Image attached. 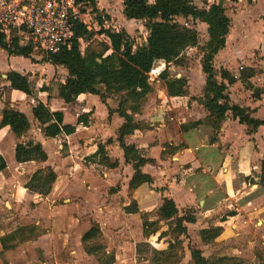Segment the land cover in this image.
Instances as JSON below:
<instances>
[{"label": "crops", "instance_id": "1", "mask_svg": "<svg viewBox=\"0 0 264 264\" xmlns=\"http://www.w3.org/2000/svg\"><path fill=\"white\" fill-rule=\"evenodd\" d=\"M102 1L104 0H99V7ZM223 2L226 14L231 19V29L226 47L215 57V68L227 69L233 75L236 73L235 76L240 69H258L259 73L252 79V83L255 87L264 89V0ZM198 4L203 5L202 2ZM192 20V25L204 32L203 38L207 42L208 25ZM146 33L145 41L149 36L147 30ZM2 52L8 57V65L5 68L0 66V134L6 136L0 137V154L6 160L7 168L0 172V177L5 179L3 182L0 178V187L10 184L14 188L12 195L15 204L12 203V209L15 213H20L19 209L23 207L27 210L31 208L28 215H22L21 220L25 224L19 226L34 224L43 229L34 244L42 245L45 251L49 244L54 249L51 254L54 253L57 257L60 246L66 253L69 246L72 247L75 243L83 256H88L83 249L82 237L92 227H98L105 246L107 245L106 252H116L112 255L115 264L119 259L120 262L127 260L138 264L139 241L133 238L138 229L144 228L145 222L155 220L164 199H172L180 214L183 210L192 209L191 214L196 217L197 222L190 224V228L196 231L203 220L219 214L228 204H238L233 202L238 197V193H235L238 190L236 183L232 181L235 177L240 179L239 189L244 203L238 204L236 212L239 214L231 219L235 221L239 217L245 228L244 254L247 256L248 250L257 245L258 239L264 245V192L252 196L253 192L249 190V187L263 189L259 183L264 165V126L248 135L247 127L229 116L216 143H212L215 132L207 125H200L197 129L183 133L181 125L204 119L208 113L199 100L192 99L198 96L192 91L189 96L172 98L168 96L164 85L158 90L160 95L157 100L150 97L143 109L134 113L140 128L126 138V143L132 145L139 156L154 161L144 169L146 172L150 168L152 184L142 185L131 192L129 184L135 168L133 164L126 162L124 151L118 142L119 129L125 120L117 112L110 117L108 109L116 111L120 108L123 100L121 95L109 96L104 104L99 96L82 94L75 102L68 104L62 98V94L68 92L66 69L59 67L64 76L61 80L47 77L46 79L55 82L47 83L42 77L48 64L34 63L32 59L25 58L33 71L17 70L15 62L24 57L10 56L5 50ZM25 59L23 60L26 62ZM11 71L29 76L35 88V96L30 97L10 89L6 79L7 73ZM203 76L201 90L206 85L204 73ZM43 87L46 89L41 91ZM98 87L103 90L102 85ZM239 91L248 94L249 102L246 107L254 111L253 117L262 119L264 95L260 100L252 99L250 90H246L241 81L229 86L231 100L243 107L245 105L237 95ZM33 98L48 105L54 112H62L66 124L77 126L76 133L56 139L46 138L33 116L32 110L36 105ZM180 99L182 102L175 105ZM6 108L28 117L31 129L23 138L18 139L10 127L2 124V112ZM83 116L88 117L87 126L78 122ZM109 140L112 141L109 143ZM26 141L41 143L48 160L43 163L17 162L16 146ZM62 141L66 145L59 144ZM180 146L183 147L176 149ZM101 148L105 149L106 161L96 154ZM47 167L55 171L57 182L51 194L43 197L28 190L26 184L38 170ZM246 178L253 180L254 185L249 184L248 187ZM60 200L64 204L61 205ZM38 205L48 206L43 207L41 215H45L44 218L40 215ZM129 207L136 212H129ZM172 219L174 220L171 218L168 222ZM157 222L165 220L159 222L158 219ZM231 222L221 220L215 225L224 228L222 236L216 242L225 241L231 236L226 227V223ZM208 227L202 226L199 230ZM247 257L255 261L252 254L249 253ZM262 262L259 259L256 264Z\"/></svg>", "mask_w": 264, "mask_h": 264}, {"label": "trees", "instance_id": "2", "mask_svg": "<svg viewBox=\"0 0 264 264\" xmlns=\"http://www.w3.org/2000/svg\"><path fill=\"white\" fill-rule=\"evenodd\" d=\"M81 1L89 3L82 6L84 11L93 9L95 12L92 16V25L100 27L98 35L105 36V40L90 35L86 26L79 24L74 29L73 39L69 41L63 51L56 55H47L44 60L66 69L68 92L63 93L62 98L68 104L75 102L82 94L99 96L104 104L111 95L123 96L119 109L116 111L108 109L110 117L117 112L125 120L119 129L118 142L124 151L126 162L133 164L135 168V174L129 184L131 192L142 185H150L153 182L149 173L150 168L148 167L146 172L144 169L154 161L139 156L136 149L126 143V138L140 128L139 123L135 121L134 113L143 109L149 95L154 91L149 81V73L159 61H164L167 65L176 64L188 48L199 46V32L178 23L176 18H192L195 21L206 23L209 34V40L201 48L202 71L206 76V85L203 97L199 100L208 115L199 121L181 125V131L187 133L197 129L200 125H207L214 130L215 138L212 143H216L223 124L229 116L237 120L240 125H245L248 135L264 126V117L262 119L254 118L253 110L232 102L229 96V86L241 81L247 90L252 91V98L260 100L264 95V89L257 88L252 83V79L257 75L256 70L253 68L243 69L239 76H235L227 69H216L214 65L215 57L226 47L231 29V19L226 14L223 0H122L123 14L127 20L145 22L149 36L143 42H139L137 39L134 41L126 31H117L109 22L110 19L101 15L98 7L99 0ZM199 2H202L203 5L199 6ZM0 48L10 56H21L32 60L35 53L32 46L19 44L17 37L8 40L6 33H0ZM34 63L37 62L34 61ZM168 69L167 66L160 77L166 86L168 96L172 98L187 96V79L172 78ZM6 80L10 89L30 97L35 96V88L28 75L11 71L7 73ZM99 85L103 86V90L99 89ZM44 89L46 88L43 87L41 91ZM32 112L46 138L56 139L76 133L77 126L66 124L62 112L52 111L48 105L41 101H37ZM78 122L87 126L89 120L87 116H83L79 118ZM2 124L10 127L18 139L27 135L31 129L28 117L11 108H6L2 112ZM110 141L112 140L108 142L110 143ZM96 154L101 155L104 161L107 160L104 148L99 149ZM15 159L19 163L32 161L43 163L48 160V155L41 143L26 141L17 144ZM6 168V160L0 154V172ZM56 182L57 174L52 168L47 167L38 170L26 184V188L33 193L47 197L51 194ZM259 184L264 187V165ZM127 210L132 213L136 212L132 207ZM236 215V212H229L225 217ZM158 216L159 222L169 218H174L176 222L173 229L174 241L169 244L168 249L156 251L157 255L164 256L166 263L172 260L180 262L184 259L185 249L181 239L183 236H191L193 239L196 236L200 245L208 246L224 232L222 226H211L199 231L192 230L190 224L196 223V217L187 213L183 217H179V211L172 199H164ZM225 217L222 219L223 222L227 220ZM146 224L145 222L144 227ZM35 228L34 226L19 227L1 238L2 252L16 248V244H11V241L18 240L22 243L32 240L31 236L34 235ZM98 238H102V232L98 227H92L83 235L82 243L87 254L96 255L105 250L103 245L90 246L89 242ZM188 249L191 253V264H242V261L237 257L207 259L199 244L193 246L190 243ZM112 260L114 262L115 259ZM159 263L160 261H157V264Z\"/></svg>", "mask_w": 264, "mask_h": 264}, {"label": "rangeland", "instance_id": "3", "mask_svg": "<svg viewBox=\"0 0 264 264\" xmlns=\"http://www.w3.org/2000/svg\"><path fill=\"white\" fill-rule=\"evenodd\" d=\"M100 3V2H99ZM99 7V5H98ZM100 12L102 16L108 17L110 19V23L113 24V27H116L120 31H126L131 39L139 42L145 41V38L147 37L146 28H145V22L143 21H133V20H127L123 14V2L122 0H104L102 1L100 5ZM176 21L182 25L191 27L196 29L199 32L200 39H199V46L196 48H188L183 54L182 58L178 63H171L168 66V72L172 78H186L188 81V96L192 93L198 95L192 99L194 100H200L203 97V90H201V85L203 82V54L201 52V48L205 46L206 42L203 38L202 30L200 31L192 25V19H182L181 17L176 18ZM98 28H95L94 26L88 27V32L90 35L95 36L97 34ZM100 36V35H99ZM46 54L35 52L33 54V60L37 63L41 64H48L46 67V73L43 79H46L47 77H50V79H58L61 80L63 76V73L61 72V69H59L60 66H56L50 62H47L44 60V57H46ZM8 57L2 52L0 48V66L1 68H5L8 65ZM25 59V58H23ZM22 58H18L15 62V66L17 70H27V71H33L32 66H30V63H27ZM32 60V61H33ZM33 61V62H34ZM218 64V63H217ZM218 66V65H217ZM257 73H259L258 69H255ZM241 69L237 71V76L240 75ZM236 75V73H235ZM49 78L46 79L47 83L53 80H50ZM154 91L149 95L150 97H153L154 100H157L158 95L160 93L158 92L159 89L164 87V82L159 79H150L149 80ZM54 82V81H53ZM52 82V83H53ZM205 82V79H204ZM43 83V82H42ZM55 83V82H54ZM59 86V83H57ZM56 84V85H57ZM244 87V85H243ZM246 89V88H245ZM242 90V88H240ZM247 90V89H246ZM252 94V91H250ZM194 94V95H195ZM238 97L241 101H243V104L246 105L249 102L248 94H244L242 91L237 92ZM121 97H123L121 95ZM148 98V99H149ZM181 98V97H180ZM36 100V98H33ZM253 99V98H252ZM188 101V100H187ZM37 103V100L35 101ZM179 102H182V100H177L174 104L178 105ZM186 102V101H185ZM233 102V101H232ZM0 137H6L5 135L0 134ZM7 144V143H6ZM61 145H66L64 141L60 142ZM49 145H52L50 143ZM7 156H9L7 154ZM10 160V157H8ZM3 182H5V179L0 177ZM236 183L237 191L235 193H238V197L233 199L234 203H237L239 205L243 204L241 197V191H240V179L235 178L232 180ZM247 185L249 187V184L254 185V181L250 180V178H246ZM234 183V184H235ZM257 190V187H249V190L253 192L252 196L258 195L259 193L264 192V187L262 186ZM14 188L11 187L10 184H4L3 187H0V240L1 238L9 235L10 233L14 232L17 228L21 227L19 224H25L24 221H22V215H28L27 213L31 210V208L28 210L25 209L26 207L20 208V213H15L16 211L12 209V203L15 204L14 197L12 195ZM236 195V196H237ZM245 200V199H244ZM59 203L64 204L62 200L59 201ZM58 203V204H59ZM42 202H40V205ZM235 204H228L227 207L223 208L222 211H220L219 214L213 215L206 220H203L202 225H199V228L196 227V231H199L200 227L202 226H215L217 223H219L229 212H236V209L239 208V205ZM40 205H38L40 207ZM33 206H35L33 204ZM44 208L48 206L44 205ZM43 207H40L39 209L41 211L40 215L43 214ZM33 208V207H32ZM25 209V210H24ZM193 210H186L182 211V213H179V216H184L185 213L192 215L191 213ZM195 212V211H194ZM22 213V214H21ZM239 214L238 212H236ZM43 218L45 215H41ZM237 216V215H236ZM155 220L153 221H147L146 227L142 229H138L136 232V236H134L133 240L139 241L137 243V250H138V264H157V261H160L159 264H191V253L189 251V244L191 243L193 246H197L199 244L200 247L203 248V255L207 259H216L219 257H237L242 261V264H256L258 260L260 259L262 264H264V245L262 244V241L259 239L257 240V245L251 248L249 251L250 254L253 255L255 258V261L251 258H248L249 253L247 252V256L244 254L245 248L243 247V244H246V242H243V239H245L246 231L242 224V220L237 217L235 221L231 219L232 217H225L228 222L226 223V227L228 228V232L231 233V236L225 240V241H218L213 242L208 246L200 245L199 240L195 236L193 239L191 236H183L181 239L184 243V259L182 261H176L172 260L168 263L165 262L164 256H160L156 254V251H163L168 249L169 244L174 241L175 236L173 233V229L175 227V220L169 219L165 220V222L158 223V213L157 216L154 217ZM47 221V220H46ZM48 222V221H47ZM197 222V221H196ZM18 223V224H17ZM49 223V222H48ZM153 223V224H152ZM156 223V224H155ZM28 226H34V224H28L23 225V227ZM260 226V224L258 225ZM35 233L33 236H31L33 239L28 242H22L20 243L18 240L16 242L11 241V244H16V248L11 249L10 251L1 252L0 250V264H115V260L113 262V256L116 252L110 251L111 254H108L106 252L105 242L102 238H98L95 240H92L89 242L90 246H97V245H103L105 247V250L103 252H100L96 255H89L83 256V252L78 248V246L73 243L72 247L69 246V249L65 253V249H62V246L58 249V252L56 253L58 256L55 257V254H51V252L54 251L53 247H51L48 244L47 251L43 250L42 245L34 244L33 242L38 239L43 229L39 226H34ZM48 227V224H47ZM195 227V226H193ZM193 236V234H192ZM222 236V235H221ZM47 248V245H45ZM84 246V245H83ZM131 247V246H130ZM70 248H74L71 249ZM0 249L1 245H0ZM85 250V248H83ZM249 249V248H248ZM75 252H74V251ZM69 251H72L69 252ZM116 251V250H115ZM85 252V251H84ZM243 252V253H242ZM86 253V252H85ZM127 259V258H125ZM144 259L147 261V263H143ZM116 264H133L130 261L124 260L123 262H120V259Z\"/></svg>", "mask_w": 264, "mask_h": 264}, {"label": "built area", "instance_id": "4", "mask_svg": "<svg viewBox=\"0 0 264 264\" xmlns=\"http://www.w3.org/2000/svg\"><path fill=\"white\" fill-rule=\"evenodd\" d=\"M81 0H0V33L8 40L19 39V44L30 45L35 52L56 55L63 51L74 37V29L92 25L93 9L84 11ZM93 26V25H92ZM95 37L105 40V36ZM117 31L116 27H114ZM167 64L159 61L149 73L150 79H159Z\"/></svg>", "mask_w": 264, "mask_h": 264}]
</instances>
